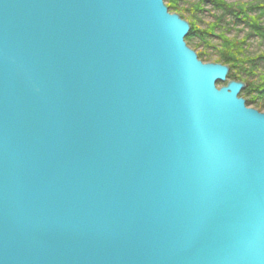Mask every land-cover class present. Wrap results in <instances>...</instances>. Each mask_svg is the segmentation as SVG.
<instances>
[{"label": "water", "instance_id": "95a60500", "mask_svg": "<svg viewBox=\"0 0 264 264\" xmlns=\"http://www.w3.org/2000/svg\"><path fill=\"white\" fill-rule=\"evenodd\" d=\"M166 0H0V264H264V110Z\"/></svg>", "mask_w": 264, "mask_h": 264}, {"label": "trees", "instance_id": "16d2710c", "mask_svg": "<svg viewBox=\"0 0 264 264\" xmlns=\"http://www.w3.org/2000/svg\"><path fill=\"white\" fill-rule=\"evenodd\" d=\"M169 10L181 13L191 22L190 34L187 42L193 47L199 38L198 47L193 48L204 61L210 57L208 50L214 48L218 52L215 61L230 65L229 78L243 80L247 87L243 96L247 104L264 109V0L255 2H229L228 0H197L191 7H185L187 0H166ZM190 3V0H188ZM192 2V1H191ZM210 5L215 12L216 20L205 28L200 27V12L204 6ZM189 15L187 12H189ZM238 33L231 35L234 28ZM245 32L240 36V32ZM213 37L218 42L214 43ZM251 38H258L263 48L257 52L249 50Z\"/></svg>", "mask_w": 264, "mask_h": 264}, {"label": "rangeland", "instance_id": "374dc122", "mask_svg": "<svg viewBox=\"0 0 264 264\" xmlns=\"http://www.w3.org/2000/svg\"><path fill=\"white\" fill-rule=\"evenodd\" d=\"M192 1V2H191ZM197 0H190V3L188 2V0H187V2L184 4V6L185 7H191L192 5H193V3H195ZM229 2H231V3H233V2H237V3H244V2H250V3H252V2H255V0H228ZM166 4H168V1H166ZM204 8H205V10H203V11H201L200 12V14H199V16H200V27H202V28H205V27H207L208 25H210V24H212V22H214L215 20H216V16H215V10L213 9V7L212 6H210V5H207V6H204ZM171 12H176V11H172L171 10ZM188 13V15H189V13H190V11L189 12H187ZM181 14V13H180ZM184 19H187L186 17H183ZM188 20V19H187ZM239 29H238V27H236V28H234V30L230 33L231 35H234L235 33H238L239 31H238ZM244 33L245 32H240L239 34H240V36H244ZM189 36V35H188ZM187 36V37H188ZM187 37H186V41H187ZM213 39V41H214V43H216V42H218L217 41V39L215 38V37H213L212 38ZM199 41V38H197L195 41H193L194 42V44H193V47L195 46L196 47V49L198 50V51H201L202 49H203V46H200V47H198V42ZM260 40L258 39V38H251L250 39V42H249V50H252V51H255V52H257L259 49H261V48H263L262 46H261V44H260V42H259ZM208 52H209V55H210V57L209 58H207V60H205L206 62L208 61V62H213V61H215L216 59H217V57H218V52H216V50L213 48H210L209 50H208ZM264 70V68H262V70L260 71V72H262ZM230 78H229V75H228V78H227V80H225V82L224 81H218L217 82V85L219 86V87H222V86H224L225 84H226V82L229 80ZM243 91L244 90H242V92H241V94L240 95H242L243 96ZM250 105H252V106H255V105H253V104H250ZM261 109V108H260ZM262 110H264V109H262Z\"/></svg>", "mask_w": 264, "mask_h": 264}]
</instances>
